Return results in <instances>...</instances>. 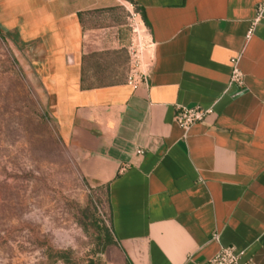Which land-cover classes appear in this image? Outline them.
<instances>
[{
  "label": "crops",
  "instance_id": "0c3cea01",
  "mask_svg": "<svg viewBox=\"0 0 264 264\" xmlns=\"http://www.w3.org/2000/svg\"><path fill=\"white\" fill-rule=\"evenodd\" d=\"M127 5L154 44L136 87ZM259 6L0 0V29L34 51L52 116L90 186L107 188L111 231L134 264H206L226 246L264 264V13L247 38ZM106 49L120 57L89 65ZM234 61L244 86L231 83ZM97 76L122 80L90 85ZM196 106L214 113L183 130L177 110Z\"/></svg>",
  "mask_w": 264,
  "mask_h": 264
},
{
  "label": "rangeland",
  "instance_id": "374dc122",
  "mask_svg": "<svg viewBox=\"0 0 264 264\" xmlns=\"http://www.w3.org/2000/svg\"><path fill=\"white\" fill-rule=\"evenodd\" d=\"M118 13L123 16V11ZM127 29L131 31L129 25ZM3 33L0 264H126L123 250L114 239L108 243L102 232L110 225L106 189L90 186L80 153L52 116L34 51L8 35L12 32ZM91 57L89 65L120 56L106 49ZM111 80L121 81L122 76Z\"/></svg>",
  "mask_w": 264,
  "mask_h": 264
},
{
  "label": "built area",
  "instance_id": "2783aa9c",
  "mask_svg": "<svg viewBox=\"0 0 264 264\" xmlns=\"http://www.w3.org/2000/svg\"><path fill=\"white\" fill-rule=\"evenodd\" d=\"M102 1V0H96ZM128 11V25L131 29V39L128 48L131 57V68L128 76L127 83L131 86H138L144 82L147 76V69L149 62L147 55L153 49V42L151 40L148 29L141 19L140 13L130 5L127 7ZM264 13V7L259 6L257 9V16L251 24L248 31L247 38L254 34L256 25L261 21ZM236 61V60H235ZM234 61V62H235ZM231 83L239 86H244L245 76L244 73L238 68L235 62L234 69L231 75ZM214 113L213 108L196 107H180L174 117L177 125L183 130H188L197 123L205 121V119ZM143 154L142 151H138ZM215 238H218L217 236ZM206 264H257L252 259H245L244 254L234 246L222 247L220 251L210 259Z\"/></svg>",
  "mask_w": 264,
  "mask_h": 264
},
{
  "label": "trees",
  "instance_id": "16d2710c",
  "mask_svg": "<svg viewBox=\"0 0 264 264\" xmlns=\"http://www.w3.org/2000/svg\"><path fill=\"white\" fill-rule=\"evenodd\" d=\"M0 35L1 36L4 35V33H3V31L1 29H0ZM8 35L14 36V38H16V39L18 38V35L17 34L13 35L12 33H8ZM96 78H97V80H96L97 82L90 83V85H104V84H108V83L113 82L111 79H108V78H105V77L97 76ZM99 189H106V193H107V188H105V187H99ZM107 204H108V207H109L108 197H107ZM109 222H110V225H108V226L106 225L104 227V229H102V232H103V230L106 231L105 234H104V236H105L106 240L108 241V243H111V240L114 239L115 245H118V242L115 240V237L113 236V233L111 231V217H110V214H109ZM109 232H111V233H109ZM125 257H126V264H134L133 261L131 260V258L128 256L127 253H125ZM61 258L63 260H66V255H62Z\"/></svg>",
  "mask_w": 264,
  "mask_h": 264
}]
</instances>
